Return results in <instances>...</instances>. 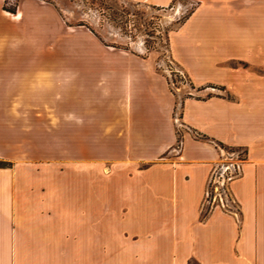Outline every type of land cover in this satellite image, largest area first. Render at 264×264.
Listing matches in <instances>:
<instances>
[{
    "label": "crops",
    "instance_id": "0c3cea01",
    "mask_svg": "<svg viewBox=\"0 0 264 264\" xmlns=\"http://www.w3.org/2000/svg\"><path fill=\"white\" fill-rule=\"evenodd\" d=\"M9 1L0 0V264H264V0H187L194 8L168 33L191 88L173 157L177 103L153 64L122 53L102 67L62 62L57 88L48 32L63 28L60 14L44 0ZM131 1L164 9L179 0ZM48 109L91 113L108 135L91 155L77 142L66 163L77 166L76 188L67 173H49L47 156L22 158L40 147L22 145V117L36 121L35 134ZM227 149L244 152L231 184L239 216L203 218ZM102 160L116 190L101 189Z\"/></svg>",
    "mask_w": 264,
    "mask_h": 264
},
{
    "label": "rangeland",
    "instance_id": "374dc122",
    "mask_svg": "<svg viewBox=\"0 0 264 264\" xmlns=\"http://www.w3.org/2000/svg\"><path fill=\"white\" fill-rule=\"evenodd\" d=\"M54 2L56 12L48 10V14L59 13L63 20V28L53 27L48 32V69L49 73L57 74L55 84L60 86L58 67L62 62H90L101 67L111 61L110 54L122 53L147 60L162 75L168 89L174 95L177 103L174 121L178 132V143L175 150L167 157L177 156L181 148V139L186 128L180 120V104L191 92L190 85L184 79L181 71L171 61L167 34L177 28L194 8L187 0H179L168 8H156L136 4L131 0H49ZM10 6L16 3L9 1ZM49 4V3H48ZM43 116L42 130L39 121L22 117V145H33L34 141L40 147L36 150L22 148V158L48 157L49 173L66 174L70 186L76 188L77 166H67V162L75 160L77 142L84 146L85 154L91 155L92 146L100 148L106 143L107 134L101 128L94 129L91 113H51L48 109ZM23 116V113H22ZM46 120V125H45ZM105 141V143H104ZM47 145L45 151L44 145ZM104 143V144H103ZM46 153V154H45ZM231 164L237 162V155L228 156ZM27 159V160H28ZM101 174L97 177L102 190H116L119 182L108 178L111 174L108 161H101ZM121 184V183H120ZM190 264H198L191 261Z\"/></svg>",
    "mask_w": 264,
    "mask_h": 264
},
{
    "label": "built area",
    "instance_id": "2783aa9c",
    "mask_svg": "<svg viewBox=\"0 0 264 264\" xmlns=\"http://www.w3.org/2000/svg\"><path fill=\"white\" fill-rule=\"evenodd\" d=\"M227 151L229 154L237 155V162L234 164L228 162L224 153L220 162L213 167L202 204L201 214L203 218L215 210L235 217L239 216V209L232 195L231 184L242 175L245 160L244 152L236 149H227Z\"/></svg>",
    "mask_w": 264,
    "mask_h": 264
},
{
    "label": "trees",
    "instance_id": "16d2710c",
    "mask_svg": "<svg viewBox=\"0 0 264 264\" xmlns=\"http://www.w3.org/2000/svg\"><path fill=\"white\" fill-rule=\"evenodd\" d=\"M44 1H45V2H48V3H50V4H54V2L49 1V0H44ZM17 3H18V0H17L16 4H17ZM5 9L8 10V11H10V12H12V13H15V12H16V8H15V7H12V8L5 7ZM186 18H187V16H186ZM186 18H185V19H186ZM185 19H184V20H185ZM184 20H183V21H184ZM183 21H182V22H183ZM182 22H181V23H182ZM181 23H180V24H181ZM168 33H169V32H168ZM166 39H167V42H168V34H167V38H166Z\"/></svg>",
    "mask_w": 264,
    "mask_h": 264
}]
</instances>
